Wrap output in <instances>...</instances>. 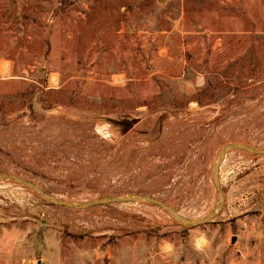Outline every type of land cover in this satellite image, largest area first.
Listing matches in <instances>:
<instances>
[{"label": "rangeland", "instance_id": "1", "mask_svg": "<svg viewBox=\"0 0 264 264\" xmlns=\"http://www.w3.org/2000/svg\"><path fill=\"white\" fill-rule=\"evenodd\" d=\"M264 0H0L5 264H264ZM216 208V210H215Z\"/></svg>", "mask_w": 264, "mask_h": 264}, {"label": "water", "instance_id": "2", "mask_svg": "<svg viewBox=\"0 0 264 264\" xmlns=\"http://www.w3.org/2000/svg\"><path fill=\"white\" fill-rule=\"evenodd\" d=\"M232 149H244V150H248V151H251L253 153H256V154L264 155V150L257 149L255 147L250 146V145L240 144V143H230V144L225 145L221 149V151H220V153L216 159V162L214 164V167H213V180H214L216 186L218 187V189L222 193L220 202L216 206V208L222 204L223 198H224L223 192H222L220 185L218 183V180H217V173L219 170V166H220L222 160L224 159L226 153ZM3 178H10V179H13L17 182L23 183L27 187L36 191L46 201H48L52 204H57V205H61L63 207H69V208H88V207H92V206H97V205H102V204L112 203V202H118V201H147V202L156 203V204H159V205L165 207L175 218L179 219L184 224H189V225H197V224L203 223V222L207 221V219L209 217H211L215 212V211H212L206 218L200 220L199 222H195L191 219H188L186 217H183V216L177 214L167 204L158 201L157 199H155L154 197H152L150 195H144V194L126 195L124 197L104 196V197H101V198H98L95 200L76 203V202L66 201L63 199L56 198L53 195L45 192L41 187H39L35 183H32V182H30L24 178H21L19 176L11 175L8 173H0V179H3ZM216 208H215V210H216Z\"/></svg>", "mask_w": 264, "mask_h": 264}, {"label": "crops", "instance_id": "3", "mask_svg": "<svg viewBox=\"0 0 264 264\" xmlns=\"http://www.w3.org/2000/svg\"><path fill=\"white\" fill-rule=\"evenodd\" d=\"M159 3L167 2L168 0H157ZM0 264H5L3 261L0 260ZM7 264V263H6Z\"/></svg>", "mask_w": 264, "mask_h": 264}]
</instances>
